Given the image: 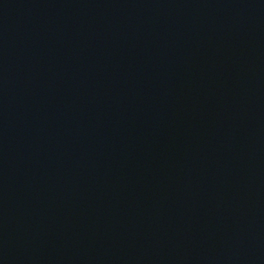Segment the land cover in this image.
I'll use <instances>...</instances> for the list:
<instances>
[{"label": "water", "instance_id": "1", "mask_svg": "<svg viewBox=\"0 0 264 264\" xmlns=\"http://www.w3.org/2000/svg\"><path fill=\"white\" fill-rule=\"evenodd\" d=\"M0 264H264V0H0Z\"/></svg>", "mask_w": 264, "mask_h": 264}]
</instances>
